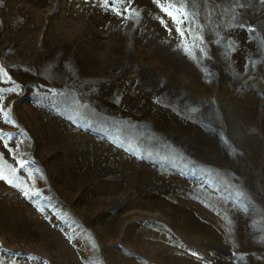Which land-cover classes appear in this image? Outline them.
<instances>
[{
  "label": "rangeland",
  "instance_id": "374dc122",
  "mask_svg": "<svg viewBox=\"0 0 264 264\" xmlns=\"http://www.w3.org/2000/svg\"><path fill=\"white\" fill-rule=\"evenodd\" d=\"M0 264H264V0H0Z\"/></svg>",
  "mask_w": 264,
  "mask_h": 264
},
{
  "label": "snow or ice",
  "instance_id": "6c2138e0",
  "mask_svg": "<svg viewBox=\"0 0 264 264\" xmlns=\"http://www.w3.org/2000/svg\"><path fill=\"white\" fill-rule=\"evenodd\" d=\"M104 2L105 3H108V0H104ZM114 2H115V0H114ZM9 183H11V182H9ZM23 195L25 196V197H28L29 196V193L27 192V191H25L24 193H23ZM43 209H41V211H42Z\"/></svg>",
  "mask_w": 264,
  "mask_h": 264
}]
</instances>
